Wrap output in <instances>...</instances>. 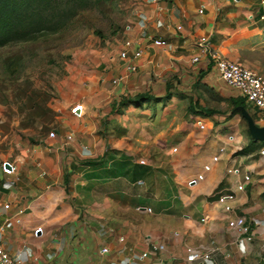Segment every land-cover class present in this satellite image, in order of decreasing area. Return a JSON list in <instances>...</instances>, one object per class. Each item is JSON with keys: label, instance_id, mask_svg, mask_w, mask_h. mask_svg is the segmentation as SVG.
Returning <instances> with one entry per match:
<instances>
[{"label": "crops", "instance_id": "0c3cea01", "mask_svg": "<svg viewBox=\"0 0 264 264\" xmlns=\"http://www.w3.org/2000/svg\"><path fill=\"white\" fill-rule=\"evenodd\" d=\"M201 34L264 76V0H142L123 27L134 41L127 58L118 57L122 39L100 56L75 115L61 113L58 128L34 140L1 132L0 242L10 256L189 264L191 247L217 264H264V123L247 136L245 122L227 116L239 95L205 55L191 61ZM137 94L148 97L122 102ZM222 193L233 194L227 211ZM236 215L245 233L227 227Z\"/></svg>", "mask_w": 264, "mask_h": 264}, {"label": "rangeland", "instance_id": "374dc122", "mask_svg": "<svg viewBox=\"0 0 264 264\" xmlns=\"http://www.w3.org/2000/svg\"><path fill=\"white\" fill-rule=\"evenodd\" d=\"M141 1L62 3L56 17L62 7L74 11L65 21L60 20L57 29L1 44L0 134L9 132L17 139L34 140L56 130L61 113L75 115L83 104L81 94L92 88V76L102 67L97 63L100 56L111 54L113 44L123 37L131 11ZM236 97L230 98L237 103L230 102L227 116L245 122L247 136H251V123H264V112Z\"/></svg>", "mask_w": 264, "mask_h": 264}, {"label": "built area", "instance_id": "2783aa9c", "mask_svg": "<svg viewBox=\"0 0 264 264\" xmlns=\"http://www.w3.org/2000/svg\"><path fill=\"white\" fill-rule=\"evenodd\" d=\"M151 41L155 44L165 43V41L161 38H153ZM133 43L134 41L129 37H124L122 39L121 46L118 50V57L120 59L125 60L127 58V49L128 47L133 46ZM194 45L196 47V53L192 55L191 61L198 60L201 54L205 55L206 59L213 64L217 76L226 85L234 89L237 94L242 97L247 106L252 107L259 112H264V76L261 73L218 53L215 49H213L209 36L206 34L196 36ZM140 50L141 48L134 46L133 55H138ZM135 67L136 66L130 62L125 63V68L129 71L134 70ZM259 153H263V149H260ZM226 171L235 173L237 172V168H227ZM243 178L248 180L250 178V172H245L243 174ZM241 187V183L236 184V189H241ZM232 197V193H222L218 195L217 201L222 205L223 210L227 211L231 208L229 200ZM226 225L228 228L235 229L238 233H245L248 229L243 215H236L228 219ZM247 238H250V236L248 235ZM100 250L104 252L106 251V248L102 247ZM144 254V252L141 253V255ZM185 260L188 261L189 264H217L208 251L194 249L191 247H186ZM0 264L23 263L10 256L0 242ZM99 264L115 263L110 261H101Z\"/></svg>", "mask_w": 264, "mask_h": 264}, {"label": "trees", "instance_id": "16d2710c", "mask_svg": "<svg viewBox=\"0 0 264 264\" xmlns=\"http://www.w3.org/2000/svg\"><path fill=\"white\" fill-rule=\"evenodd\" d=\"M74 1L0 0V45L16 38H30L39 32L57 29L60 23L65 21L66 17H70L74 11V8H69V11L66 12L65 7H62L61 15L56 17L58 7L62 3H66L68 6L73 5ZM62 18L63 21L60 22ZM147 97L146 94H137L133 98L123 99L122 102H135L140 98ZM236 98H240V102L243 101L242 97ZM231 103L235 106L236 99H231Z\"/></svg>", "mask_w": 264, "mask_h": 264}, {"label": "water", "instance_id": "95a60500", "mask_svg": "<svg viewBox=\"0 0 264 264\" xmlns=\"http://www.w3.org/2000/svg\"><path fill=\"white\" fill-rule=\"evenodd\" d=\"M264 137V136H261V138Z\"/></svg>", "mask_w": 264, "mask_h": 264}]
</instances>
